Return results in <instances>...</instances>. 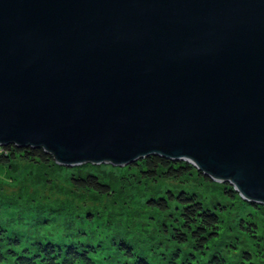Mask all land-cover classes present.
Returning a JSON list of instances; mask_svg holds the SVG:
<instances>
[{
    "label": "water",
    "instance_id": "95a60500",
    "mask_svg": "<svg viewBox=\"0 0 264 264\" xmlns=\"http://www.w3.org/2000/svg\"><path fill=\"white\" fill-rule=\"evenodd\" d=\"M9 141L187 160L264 205V0H0Z\"/></svg>",
    "mask_w": 264,
    "mask_h": 264
},
{
    "label": "trees",
    "instance_id": "16d2710c",
    "mask_svg": "<svg viewBox=\"0 0 264 264\" xmlns=\"http://www.w3.org/2000/svg\"><path fill=\"white\" fill-rule=\"evenodd\" d=\"M21 161L32 166L41 165L42 168L59 164L42 146H19L13 141L0 144L1 165L12 168ZM87 165L93 168L92 163ZM128 166L132 169L131 178L137 181L140 187L144 179L156 180L163 177L180 180L193 172L206 182H216L191 162L162 155L149 154L129 162ZM78 168L77 173L72 172L70 176V182L74 187L99 194L112 193L111 185L93 172V169L86 167L77 170ZM180 188L175 190L166 188L164 191L155 190L139 195L149 209L152 215L150 217L155 219L156 228L158 227L159 231H163L168 239L176 243L174 244L176 251L169 257L173 263L257 264L255 242L259 243L258 228L253 221L254 218L249 217L256 209L263 207L261 203L244 199L235 190L234 185L227 181L220 184L216 193L210 192V196L197 195L196 191ZM130 192L129 190L128 194ZM128 194L119 196L120 209L114 206L111 209L87 210L88 214L84 217L81 209L76 206H73L74 209L62 203L44 206L40 201L33 205L25 197L14 198L11 201L0 199L3 203L14 202L12 206L17 211H22L19 208L20 204L26 205L28 210L35 212L34 217L36 209L44 210L47 207L49 211L55 210L54 217L65 216L63 222L56 218L55 221L47 222V227L56 225L55 228L59 230L40 237L36 229L45 223L38 218L34 220V227H31L20 219L21 214L20 216L0 214V264H97L96 257L100 256L101 251L108 249L111 250V255L100 258V264H151L146 256L136 255L125 237L119 243H114V246H105L103 231L97 228L100 222H104L106 227L120 230L124 235L131 231L136 222L133 218L130 221L123 215L129 214L125 205V202L129 201L128 196L131 195ZM134 197L135 195L131 196L133 202L136 199ZM233 208L236 210L233 211ZM245 208L247 214H241V210ZM5 230L8 232V239L2 241L6 235V233L2 235V232ZM247 239L250 243H246ZM10 242L23 246L19 248L8 246Z\"/></svg>",
    "mask_w": 264,
    "mask_h": 264
},
{
    "label": "rangeland",
    "instance_id": "374dc122",
    "mask_svg": "<svg viewBox=\"0 0 264 264\" xmlns=\"http://www.w3.org/2000/svg\"><path fill=\"white\" fill-rule=\"evenodd\" d=\"M88 163H92V167H88ZM73 166V167H72ZM82 166V167H81ZM80 167V168H78ZM93 169L99 177L111 185L112 193L110 194H99L90 190H82L74 187L70 182V176L72 172L77 170H82L84 168ZM132 169L128 166V163L124 164H113L109 161H102L98 163L93 162H84L74 165H64L58 164L53 167L42 168L41 165H29V163H24L23 161L17 163L12 168L5 167L0 164V199L1 200H12L14 198H23L29 200L33 205L35 202L40 201L42 205H53L62 203V205L76 206L81 209L83 217L87 215V210H100V209H111L114 206L119 207L118 202L120 201L121 195H127L129 190L131 194L135 187L136 191L128 196V202H125L126 210L129 211V214H123L128 220L136 222L131 227V231L127 235H124L122 231L115 230L113 228H108L105 226L104 222H100L97 228L98 230L103 231V242L105 246H114V243H119L122 238L130 243L131 248L136 253V255H144L148 258L151 264H177L173 263L169 257L174 255V244H176L172 239H168L163 231H159L158 227L156 228L154 218L146 205L143 204V199L139 198V195L142 193L150 192L152 193L155 190L164 191L166 188L171 189H186L188 191H196L197 195H204L211 193H216L219 189L218 187L224 181H219L213 179L216 182H206L201 179L196 172L191 173L189 176H186L180 180H169L164 179L163 177L156 180H143L142 186H138L139 183L132 179ZM188 183V184H186ZM134 186V187H133ZM134 188V189H133ZM211 192V193H210ZM195 193V192H194ZM128 194V195H129ZM135 195L136 198L131 201V196ZM120 196V197H119ZM213 197V196H212ZM242 197V196H241ZM238 201V200H237ZM257 202V201H256ZM117 204V205H116ZM14 202H1L0 201V214H7L9 216H20V219L30 224L31 227H34L36 218L40 221H43L42 226L36 229L40 237H44L49 233H54L59 229H56V225L47 227L46 223L55 221V218L59 222L65 220V216L54 217V211L47 208L36 209V217H34L35 212L28 210L26 205H19L21 210H15L13 208ZM67 206V207H68ZM240 206H242L240 204ZM256 209L253 214H250L249 219L254 218L253 221L257 225V235L259 243H256L255 252L257 253V264H264V205ZM43 207V206H42ZM26 208V209H25ZM84 208L86 210L84 211ZM240 209V207H238ZM237 209V210H238ZM71 210V209H70ZM236 208H233V211ZM241 214L246 215L247 209L241 210ZM125 213V212H124ZM72 215L71 213H69ZM25 219V220H24ZM6 233L5 238L2 241H6L8 232L5 230L2 232V235ZM63 241V239L61 240ZM67 243V242H66ZM246 243H250V240L247 239ZM8 246L13 247H22L23 245L14 244L10 242ZM181 254V251H179ZM111 250L101 251L100 256L96 257V263L100 264V258H105L108 255H111ZM180 256V255H179ZM179 256H175L178 258ZM132 258L133 256H128ZM104 261V259H102Z\"/></svg>",
    "mask_w": 264,
    "mask_h": 264
}]
</instances>
